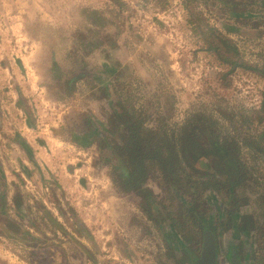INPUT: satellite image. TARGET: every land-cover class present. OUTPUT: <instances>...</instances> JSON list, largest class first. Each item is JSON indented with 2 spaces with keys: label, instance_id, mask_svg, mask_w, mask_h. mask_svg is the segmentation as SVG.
I'll return each mask as SVG.
<instances>
[{
  "label": "rangeland",
  "instance_id": "rangeland-1",
  "mask_svg": "<svg viewBox=\"0 0 264 264\" xmlns=\"http://www.w3.org/2000/svg\"><path fill=\"white\" fill-rule=\"evenodd\" d=\"M260 1L2 4L26 14L0 18V264H189L211 213L219 264L232 251L264 264ZM132 124L140 139L128 147ZM94 128L88 141L74 136ZM49 137L57 145L35 151L37 165L22 139L36 148ZM134 153L140 189L118 172ZM223 159L236 164L233 187ZM235 214L244 241L228 228Z\"/></svg>",
  "mask_w": 264,
  "mask_h": 264
},
{
  "label": "flooded vegetation",
  "instance_id": "flooded-vegetation-1",
  "mask_svg": "<svg viewBox=\"0 0 264 264\" xmlns=\"http://www.w3.org/2000/svg\"><path fill=\"white\" fill-rule=\"evenodd\" d=\"M124 113V112H122ZM120 111V113H115L116 116H120L123 115ZM123 116H126V113L125 115ZM135 125V124H134ZM132 126V125H131ZM130 126V128H131ZM136 127L138 125H135ZM129 128L128 131H131V129ZM95 134H97V131L94 129L91 130H87L85 131V136L82 135H74L75 138H78L79 140L81 139L82 142L83 140L85 141H88L87 139H90L91 136H94ZM132 134V135H131ZM136 137H135V134L132 133V131L130 132V135H129V142H127V146L128 144L133 146L132 143H134L136 140ZM84 141V142H85ZM86 144V143H85ZM129 147V146H128ZM213 147L214 144H213ZM137 150V148H135ZM138 150H140V148H138ZM225 151V150H224ZM222 147H220L218 149V153H220V155H222V153L224 152ZM128 154H131L130 151H127ZM135 154V153H134ZM224 154H226V151L224 152ZM199 155V154H198ZM201 155V154H200ZM205 156L207 154H204ZM204 155L202 156H196V158L198 157L199 159L198 160V163H200V166L205 168V165H207L206 163V158H202ZM195 158V160H196ZM134 159V160H133ZM132 160L128 157L126 158V161H121V159L118 160V165H119V168H118V172H119V176L121 177V179L123 180V182L126 184V186L128 187H139L142 188L143 186V177L145 176V164H144V159H140L138 158L137 156V153L135 154V157L133 158ZM196 160V161H197ZM225 162H224V165H223V168H222V174H225L226 178H227V183L233 187V185H236V182H237V174H238V170L236 168V164H234V162H229L225 159H223ZM231 191V190H230ZM232 193V192H231ZM156 208H153V210H155ZM215 214L214 213H211L209 215H207V219H205V221L201 222V227H202V237H204V233L205 232H208L210 233L213 238H214V242H215V248H216V256H217V264L218 263V251L219 250V247H220V243H219V240H217L215 234H214V228L211 227L212 225V222H213V218H214ZM239 219V214H235V217L232 221L233 225H229L228 228H231L232 230H234V235H235V239L238 240V238L241 240V241H244L245 238H240L239 236H242V237H248V234H247V230L246 232H243V228L240 226L238 227V225L240 223L237 222V220ZM244 235V236H243ZM202 242H203V239H202ZM202 245V244H201ZM201 249V248H200ZM229 249H234L236 250V246L233 245V244H229ZM234 251L231 252V257H232V253ZM199 253H200V250H199ZM199 253L197 256H195L194 254L192 253H189L188 254V261H189V264H194L195 260L198 258L199 256ZM237 255V254H236Z\"/></svg>",
  "mask_w": 264,
  "mask_h": 264
},
{
  "label": "crops",
  "instance_id": "crops-1",
  "mask_svg": "<svg viewBox=\"0 0 264 264\" xmlns=\"http://www.w3.org/2000/svg\"><path fill=\"white\" fill-rule=\"evenodd\" d=\"M6 2V0H0V18H1V16H3V15H7L8 13H10V15L9 16H12V17H14V18H17V17H21V18H24V15L26 14V13H21L20 15L18 14L19 12H14V11H10L9 12V10L7 9H5V8H2V4H4ZM18 3V2H17ZM2 19V18H1ZM0 19V35L4 32V26L3 25H1V22H2V20ZM7 28H8V30L10 31V32H12V27L11 26H8L7 25ZM28 31V27H26V26H24V25H22V26H20V29H18L17 31L16 30H14L13 29V32H19V33H24V32H27ZM15 42H16V46L18 47V41H17V38H15ZM3 42H2V40H1V36H0V59H1V57H2V55H3V46L1 45ZM11 49H13L14 48V46H9ZM22 61V60H21ZM19 62V61H18ZM20 63V62H19ZM21 63H23V62H21ZM0 64H1V60H0ZM10 84V87H14V88H16V84L15 83H13V82H10L9 83ZM13 87H12V89H13ZM16 90H17V88H16ZM16 92V91H15ZM16 97L18 96H20L21 97V95H20V93L17 91L16 92ZM23 97V96H22ZM0 100H1V102H2V99H1V93H0ZM6 109V111H8V112H10V114L11 113H13L14 112V110H16L15 108H5ZM4 115V116H3ZM1 116L3 117V121H4V119H5V117H7L8 116V114L6 115V114H2V111L0 110V125H2V118H1ZM26 125H27V128H29L30 126L26 123ZM32 128V130H34L35 129V127H31ZM1 132V131H0ZM23 137V136H22ZM25 139V140H24ZM41 139H43V142L42 143H38V144H40V147H34L26 138H23L22 140L23 141H25V143L27 144V145H29V148L32 150V155L34 156V158L33 159H35V162H36V164H37V161L38 162H40V159H38V157H39V155L38 154H36L35 153V151H37V150H39L40 151V154H42V156L44 157V155H46V154H48V153H50V151H52L51 152V155H52V153H53V150H52V148H50V147H48V144L51 142L52 144H55V145H57V142L55 141V139L54 138H51V137H49L48 138V140L46 141V138H41ZM50 143V144H51ZM38 165V164H37Z\"/></svg>",
  "mask_w": 264,
  "mask_h": 264
},
{
  "label": "water",
  "instance_id": "water-1",
  "mask_svg": "<svg viewBox=\"0 0 264 264\" xmlns=\"http://www.w3.org/2000/svg\"><path fill=\"white\" fill-rule=\"evenodd\" d=\"M194 264H217L214 238L208 232L204 233L200 253ZM231 264H240L235 251L232 253Z\"/></svg>",
  "mask_w": 264,
  "mask_h": 264
},
{
  "label": "trees",
  "instance_id": "trees-1",
  "mask_svg": "<svg viewBox=\"0 0 264 264\" xmlns=\"http://www.w3.org/2000/svg\"><path fill=\"white\" fill-rule=\"evenodd\" d=\"M260 5H261V8H262L263 13H264V0L260 1ZM210 50L213 51V52H215V51L216 52H220V50L217 47L210 48ZM228 59H230V56L228 58H223L224 61H227ZM231 59H232V57H231ZM130 129H131L132 133L135 134V137H136L135 140H139L140 139V133H139L140 129L137 128L134 124H132Z\"/></svg>",
  "mask_w": 264,
  "mask_h": 264
}]
</instances>
